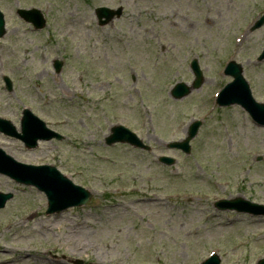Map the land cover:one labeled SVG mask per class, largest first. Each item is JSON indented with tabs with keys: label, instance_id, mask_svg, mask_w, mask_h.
<instances>
[{
	"label": "rangeland",
	"instance_id": "obj_1",
	"mask_svg": "<svg viewBox=\"0 0 264 264\" xmlns=\"http://www.w3.org/2000/svg\"><path fill=\"white\" fill-rule=\"evenodd\" d=\"M123 14L98 26V7ZM36 9L34 30L18 10ZM0 118L19 129L30 109L63 141L26 149L0 133L17 162L55 167L91 196L86 205L46 215L34 187L0 176V264H198L216 251L220 264H256L264 256V218L220 211V199L264 204V128L239 106L213 109L214 93L240 65L253 98L264 104V0H0ZM196 60L201 87L191 86ZM54 61L62 62L58 73ZM10 79L6 91L3 77ZM202 126L191 153L168 150L188 125ZM121 124L149 152L107 147ZM167 155L169 167L157 160Z\"/></svg>",
	"mask_w": 264,
	"mask_h": 264
},
{
	"label": "water",
	"instance_id": "obj_2",
	"mask_svg": "<svg viewBox=\"0 0 264 264\" xmlns=\"http://www.w3.org/2000/svg\"><path fill=\"white\" fill-rule=\"evenodd\" d=\"M98 18L104 17V24L111 20L114 13L105 12V10H97ZM120 15V11L116 12V16ZM20 16L28 21L32 22L36 28H41L44 24L40 14L37 11H20ZM264 57V55L262 56ZM60 64H56V69L58 70ZM198 71L196 75L198 76ZM234 81L232 84L228 85L222 92V98L219 101L222 105H228L231 103H238L242 105L249 113L252 115L253 119L257 123L264 124V106H259L258 108L254 107L249 101V93L247 87L244 84L241 76V70L239 67L235 66L233 72ZM8 89H10V83L8 80H5ZM200 85V79L197 77V80L194 82L193 86L198 87ZM189 89L181 85L178 87L177 92H175V98L183 97L188 94ZM253 107V109H252ZM199 126L196 123L192 126L191 135L195 134V130ZM22 135H15L17 138L25 142L28 146H34L37 140H49L52 137L59 138L58 135L48 131L43 124L38 122L34 117L29 115L28 112H24V118L21 123ZM0 129L3 131L9 130L10 127L8 124L0 122ZM126 136L123 131L112 129V135L106 139L107 144L113 142H121ZM134 138H130L128 142L132 143ZM187 141V140H186ZM0 173L5 174L17 182L24 184L35 185L41 191L47 195L50 201L49 212L52 211L53 207H56V210H62L69 206L82 205L88 199V194L86 191L78 187H73L62 177H60L52 168L48 167H28L15 163L11 158L5 156L0 151ZM61 191L64 193V196L57 197L56 192ZM80 193V195H73L74 193ZM11 197L10 194L3 195L0 194V208H2L5 202ZM246 211H249L248 209ZM206 264H217L215 258L211 259ZM264 264V262H263Z\"/></svg>",
	"mask_w": 264,
	"mask_h": 264
}]
</instances>
